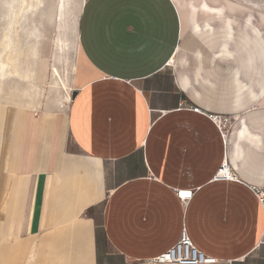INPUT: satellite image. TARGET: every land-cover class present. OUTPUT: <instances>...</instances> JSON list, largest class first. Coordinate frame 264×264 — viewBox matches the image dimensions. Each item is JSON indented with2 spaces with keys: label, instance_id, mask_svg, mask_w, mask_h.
I'll list each match as a JSON object with an SVG mask.
<instances>
[{
  "label": "crops",
  "instance_id": "1",
  "mask_svg": "<svg viewBox=\"0 0 264 264\" xmlns=\"http://www.w3.org/2000/svg\"><path fill=\"white\" fill-rule=\"evenodd\" d=\"M175 1L86 0L65 120L0 104V264H144L183 227L264 264V31Z\"/></svg>",
  "mask_w": 264,
  "mask_h": 264
},
{
  "label": "rangeland",
  "instance_id": "2",
  "mask_svg": "<svg viewBox=\"0 0 264 264\" xmlns=\"http://www.w3.org/2000/svg\"><path fill=\"white\" fill-rule=\"evenodd\" d=\"M60 1L0 0V60L10 63L5 69L7 74L3 78L0 76V104L17 109L20 106L29 109L30 105L39 121L65 120L74 93L73 80L80 54L77 26L84 0ZM206 1L215 6H227L230 1L237 7L233 12L244 15L248 11L255 12L257 16L253 19L264 31V18L260 16L264 14V0ZM175 2L178 6L181 3L200 8L203 0ZM8 42L11 49L6 48ZM15 65L19 73H8ZM65 131L66 128L64 145L72 148ZM262 190L264 187L256 189L258 192Z\"/></svg>",
  "mask_w": 264,
  "mask_h": 264
},
{
  "label": "built area",
  "instance_id": "3",
  "mask_svg": "<svg viewBox=\"0 0 264 264\" xmlns=\"http://www.w3.org/2000/svg\"><path fill=\"white\" fill-rule=\"evenodd\" d=\"M193 111L202 113L199 108H193ZM212 120L215 122H222V117L219 115H209ZM228 163L223 162L222 166L227 169L229 168L232 172L230 166H227ZM233 173V172H232ZM217 179H223L224 177H216ZM214 178V179H216ZM216 179V180H217ZM258 195H261V201L264 205V190L256 191ZM179 196L184 200L192 196L184 197L182 192L178 193ZM153 264H215L218 260L213 259L210 255H207L201 251L197 246H195L193 240L191 239L188 230L186 227H183L181 230L179 240L168 250L162 254L155 256L150 260Z\"/></svg>",
  "mask_w": 264,
  "mask_h": 264
},
{
  "label": "bare ground",
  "instance_id": "4",
  "mask_svg": "<svg viewBox=\"0 0 264 264\" xmlns=\"http://www.w3.org/2000/svg\"><path fill=\"white\" fill-rule=\"evenodd\" d=\"M15 1V0H14ZM9 2V1H8ZM13 2V1H12ZM60 2H62V0L60 1ZM11 3V2H10ZM84 3H85V0H84V2H83V4H82V6L81 7H83V5H84ZM8 4V3H7ZM60 9V8H59ZM10 12H12V11H10ZM51 15V14H50ZM13 25V24H12ZM77 26V25H76ZM78 27V26H77ZM12 28V30H13V27H11ZM9 29V28H8ZM10 34H11V31H10ZM53 38V37H52ZM19 41V40H18ZM15 43V42H14ZM25 43V42H24ZM7 44V47L6 48H10L11 49V44H10V42H8V43H6ZM15 44H17V43H15ZM77 46V45H76ZM9 51V50H8ZM7 53V52H6ZM14 54V53H13ZM15 56V55H14ZM7 58H8V53H7ZM21 59V58H20ZM19 59V60H20ZM6 61H7V59H6ZM23 61V60H22ZM21 62V61H20ZM8 65H10V63H8V62H5L4 60H0V76L3 78L6 74H7V71L5 70L6 69V67L8 66ZM28 69V68H27ZM31 70V69H30ZM19 70L18 69H16V65H15V67H14V70L13 71H10V72H8V73H19L18 72ZM24 72V71H23ZM25 73V72H24ZM27 73V72H26ZM26 77H28V76H26ZM69 100V97L66 99V101H68ZM66 103V102H65ZM7 107V106H6ZM8 109V108H7ZM68 109V108H67ZM219 123V122H218ZM222 123L223 122H220L219 123V126H220V129H221V125H222ZM227 166H229V165H227ZM224 177L223 179H217L216 177ZM215 178L217 179V180H237V178H236V176L230 171V169L228 168L227 169V167H223V166H221V168H220V170L217 172V174H216V176H215ZM257 194V193H256ZM182 195L184 196V197H187V196H191V192L190 191H182ZM257 196L259 197V199H260V201H261V195H258L257 194ZM261 203H262V201H261ZM262 205H263V203H262ZM264 206V205H263ZM213 259H216L215 257H213V256H211ZM217 260V259H216Z\"/></svg>",
  "mask_w": 264,
  "mask_h": 264
},
{
  "label": "water",
  "instance_id": "5",
  "mask_svg": "<svg viewBox=\"0 0 264 264\" xmlns=\"http://www.w3.org/2000/svg\"><path fill=\"white\" fill-rule=\"evenodd\" d=\"M76 94L75 93H73V97L75 96Z\"/></svg>",
  "mask_w": 264,
  "mask_h": 264
}]
</instances>
